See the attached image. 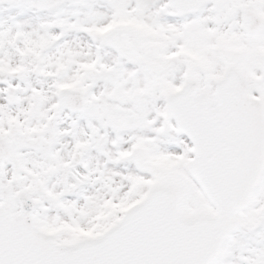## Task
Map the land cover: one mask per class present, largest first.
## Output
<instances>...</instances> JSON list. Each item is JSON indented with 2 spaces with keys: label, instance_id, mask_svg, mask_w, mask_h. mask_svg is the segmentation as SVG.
I'll return each mask as SVG.
<instances>
[{
  "label": "snow or ice",
  "instance_id": "obj_1",
  "mask_svg": "<svg viewBox=\"0 0 264 264\" xmlns=\"http://www.w3.org/2000/svg\"><path fill=\"white\" fill-rule=\"evenodd\" d=\"M0 264H264V0H0Z\"/></svg>",
  "mask_w": 264,
  "mask_h": 264
}]
</instances>
